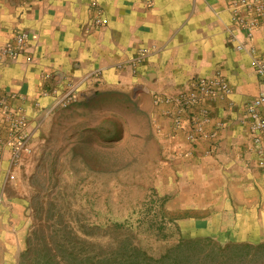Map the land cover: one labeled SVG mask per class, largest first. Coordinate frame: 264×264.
<instances>
[{
  "label": "crops",
  "instance_id": "1",
  "mask_svg": "<svg viewBox=\"0 0 264 264\" xmlns=\"http://www.w3.org/2000/svg\"><path fill=\"white\" fill-rule=\"evenodd\" d=\"M230 1L153 0L147 7L145 0H0V45L14 30L28 36L19 57L0 62V135L23 117L26 147L38 117L72 101L121 99L145 119L147 132L174 137L183 182L205 181L198 199L188 190L177 195L187 199L181 210L209 214L208 229L246 240L238 232L242 223L257 224L264 213V188L257 187L264 174L244 161V107L258 94L259 80L249 54L233 47L246 32L234 23ZM98 14L102 26L87 27ZM252 35L264 55V18ZM214 79L224 87L196 92L195 82ZM197 94L190 106L185 97ZM192 118L203 123L195 141ZM23 152L17 159L8 148L0 152V264L18 262L32 222Z\"/></svg>",
  "mask_w": 264,
  "mask_h": 264
},
{
  "label": "rangeland",
  "instance_id": "2",
  "mask_svg": "<svg viewBox=\"0 0 264 264\" xmlns=\"http://www.w3.org/2000/svg\"><path fill=\"white\" fill-rule=\"evenodd\" d=\"M35 121L21 166L32 222L16 264H37L46 245L60 257L68 246V258L78 264L82 254L103 257L128 243L152 263L182 239L200 238L197 247L204 249H211L208 239L221 246L264 244V213L257 224L243 222L238 232L246 240L235 241L208 229L209 214L181 210L187 199L177 195L188 190L198 199L205 181L183 182L174 137L147 132L145 119L121 99L72 101Z\"/></svg>",
  "mask_w": 264,
  "mask_h": 264
},
{
  "label": "built area",
  "instance_id": "3",
  "mask_svg": "<svg viewBox=\"0 0 264 264\" xmlns=\"http://www.w3.org/2000/svg\"><path fill=\"white\" fill-rule=\"evenodd\" d=\"M21 3H26L28 0H18ZM153 0H145L147 7L151 6ZM232 5L234 23L237 28L245 31V40L235 43L233 46L235 50L240 52H247L251 58V63L254 72L259 80L258 94L244 107V112L247 117L246 132L249 137L248 145L246 146L247 156L244 158L246 167L256 168L264 174V55L260 54L253 43L252 30L256 26L261 25L264 18V0H234L230 1ZM92 29H98L102 26L100 14L90 19L86 25ZM229 41L235 38L234 28H231ZM28 41L27 33L24 30H14L12 32V39L0 45V62L11 61L19 57L26 49ZM196 92L201 93L204 89H213L216 87H224V82L216 79L207 82L200 81L194 83ZM197 95H189L185 98H190V106L194 104V100L198 98ZM218 95L214 94V97ZM195 121L196 127L190 133V140L195 141L201 138L203 123ZM24 118L21 117L18 121L12 122L13 127L9 132L2 136L0 135V152L8 148L12 157L17 159L22 150H26L24 139L20 133L23 127ZM250 155V156H249Z\"/></svg>",
  "mask_w": 264,
  "mask_h": 264
},
{
  "label": "trees",
  "instance_id": "4",
  "mask_svg": "<svg viewBox=\"0 0 264 264\" xmlns=\"http://www.w3.org/2000/svg\"><path fill=\"white\" fill-rule=\"evenodd\" d=\"M198 242H200V238L182 239L177 246L168 250L164 256L153 263L130 243L127 246L118 247L117 251L103 257L94 254L89 257V255L82 254L77 260L78 264L79 261L80 264H264V244H226L221 246L214 240L208 239L211 249H204L197 247ZM47 247L46 245L42 252L37 253V259L35 258L37 264H75L67 256L71 255L68 252V246L62 249L61 257L57 253L48 252L51 249L47 250ZM29 251L31 250L28 243L26 251L28 256ZM23 260L25 261V259Z\"/></svg>",
  "mask_w": 264,
  "mask_h": 264
}]
</instances>
